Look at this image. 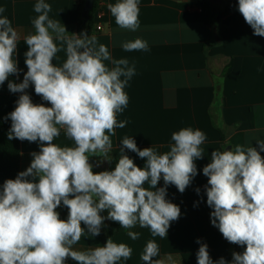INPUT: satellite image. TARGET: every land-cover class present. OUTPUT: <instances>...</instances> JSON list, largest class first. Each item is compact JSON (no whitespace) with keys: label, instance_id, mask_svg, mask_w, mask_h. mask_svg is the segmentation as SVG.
Returning <instances> with one entry per match:
<instances>
[{"label":"clouds","instance_id":"clouds-1","mask_svg":"<svg viewBox=\"0 0 264 264\" xmlns=\"http://www.w3.org/2000/svg\"><path fill=\"white\" fill-rule=\"evenodd\" d=\"M140 0H117L107 4L115 23L122 29L140 27ZM31 20L33 32L23 36L27 72L20 83L16 59L21 35L6 16H0V86L8 81L12 93H21L10 119L8 139L38 142L30 166L7 179L0 188V264H121L133 249L109 238L102 246L77 249L81 237L98 236L105 219L118 222L127 235L137 240V225L153 238L167 237L171 222L181 209L166 198L167 187L183 193L198 174L196 161L205 150L207 137L200 129L183 127L171 133L168 150L151 146L139 149L132 137L124 136L118 163L113 170L93 172L92 156L111 162L112 136L127 121L117 119L129 103L125 88L136 74L126 58L113 59L106 44L95 35L69 34L59 21L50 18L52 7L37 0ZM5 9L0 7V13ZM238 11L264 37V0H238ZM126 52L148 51V42L137 37L122 43ZM66 59L56 64L57 54ZM106 61H110L109 67ZM50 104L33 103L26 89ZM63 131L73 146L54 143ZM257 147L236 144L231 150L211 152L203 167L207 205L213 209L211 223L230 243L244 248L233 252L230 264H264V140ZM124 149L145 159L143 168L124 154ZM164 182V187H157ZM147 185V187L145 186ZM199 193L200 189H196ZM68 209L67 219L56 211ZM107 210V217L101 215ZM83 224V227H82ZM197 264H229L211 258L208 246L197 240ZM160 255L155 239L147 241L140 260L143 264H177L172 255Z\"/></svg>","mask_w":264,"mask_h":264},{"label":"crops","instance_id":"crops-1","mask_svg":"<svg viewBox=\"0 0 264 264\" xmlns=\"http://www.w3.org/2000/svg\"><path fill=\"white\" fill-rule=\"evenodd\" d=\"M36 2L0 0V7L5 9L0 16H6L21 35L16 55L20 71L18 76H10L9 81L20 83L27 72L24 53L28 46L22 38L34 31L31 20L38 15L33 10ZM45 2L52 7L50 18L63 24L69 34L78 35L81 0ZM116 2L101 0L102 29L94 35L99 43L108 46L113 59L126 58L134 64L136 74L125 88L128 106L117 117L120 121L126 120L127 125L116 129V135L111 137L112 158L118 161L124 136L132 137L141 150L154 146L160 152L168 150L171 133L183 127L200 129L207 137L202 145L205 154L195 162L198 174L190 186L183 193L174 185L167 187L166 198L181 209V216L171 222L167 237L153 238L149 229L139 225L130 229L140 233L137 240L127 235L129 229L121 227L110 237L133 249L131 258L121 264H143L140 255L150 239H155L159 246L157 258L170 254L177 264H197L200 247L197 240H200L207 244L214 262L223 257L230 264L233 252L242 253L244 248L228 243L212 225L213 209L207 205L205 190L208 178L202 170L210 163L213 150L248 142L259 150L256 138L264 140V37L253 34L238 11V0H235V9L220 19L226 6L224 0L214 4L208 16L193 0H140V27L135 32L116 25L107 8V4ZM137 37L148 42L149 50L124 51L122 43ZM65 59L66 54L61 51L53 62L60 64ZM105 63L112 67L110 61ZM26 92L31 94L33 103L50 106L35 93L34 86L30 85ZM0 94L21 93L10 92L6 81L0 86ZM54 143L73 146L63 131ZM39 150L38 142L21 141V171L30 166L31 153ZM124 154L138 167H144L145 159L137 153L124 149ZM260 154L264 157V152ZM89 162L94 173L109 168V162L101 157L92 156ZM157 187H164L162 179ZM56 211L61 219H67L66 207L61 205ZM101 215L107 217V210ZM112 223L115 221L105 219L98 236H82L75 247L87 249L104 245ZM66 264L76 262L69 258Z\"/></svg>","mask_w":264,"mask_h":264},{"label":"trees","instance_id":"trees-1","mask_svg":"<svg viewBox=\"0 0 264 264\" xmlns=\"http://www.w3.org/2000/svg\"><path fill=\"white\" fill-rule=\"evenodd\" d=\"M193 1L199 3L205 10L206 15H209L213 6L210 0ZM224 2L226 3L225 9L219 15L218 19H220L224 15L231 13L235 9V0H224ZM100 4L101 0H95L93 7L89 13L88 25L85 26L82 18L85 0H81V6L77 18L78 35L81 33H86L89 36L95 34L96 13L100 9ZM207 20L209 19L207 18ZM20 95L0 94V188H2L3 182L5 180L15 179L18 173L21 172V141L15 138L12 140L8 139V131L11 127V121L10 119H4L11 111L14 110V108L16 107V101L18 100ZM29 95L32 99L31 94ZM116 163H118V161L112 158L111 162H109L108 170H113ZM120 227L121 225L118 222L112 223L108 228L106 239L108 240Z\"/></svg>","mask_w":264,"mask_h":264},{"label":"water","instance_id":"water-1","mask_svg":"<svg viewBox=\"0 0 264 264\" xmlns=\"http://www.w3.org/2000/svg\"><path fill=\"white\" fill-rule=\"evenodd\" d=\"M220 0H210V2L214 5L216 3H218ZM95 0H85V5L83 8V14H82V18L84 21L85 26L88 25V21H89V13L93 7ZM226 150H231V147H227Z\"/></svg>","mask_w":264,"mask_h":264},{"label":"built area","instance_id":"built-area-1","mask_svg":"<svg viewBox=\"0 0 264 264\" xmlns=\"http://www.w3.org/2000/svg\"><path fill=\"white\" fill-rule=\"evenodd\" d=\"M202 10L201 8H199ZM104 18L103 12L99 9L96 13V31H100L102 29V20Z\"/></svg>","mask_w":264,"mask_h":264}]
</instances>
